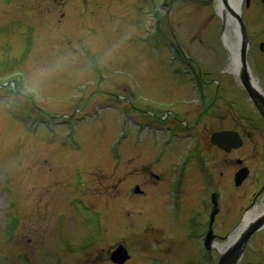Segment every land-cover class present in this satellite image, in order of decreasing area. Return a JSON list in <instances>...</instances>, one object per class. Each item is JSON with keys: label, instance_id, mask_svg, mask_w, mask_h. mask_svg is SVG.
<instances>
[{"label": "rangeland", "instance_id": "rangeland-1", "mask_svg": "<svg viewBox=\"0 0 264 264\" xmlns=\"http://www.w3.org/2000/svg\"><path fill=\"white\" fill-rule=\"evenodd\" d=\"M169 1L0 2L8 8L0 16V264H109L106 248L114 240L132 253L126 264H152L159 256L152 254V247L158 248L157 239L172 231L154 228L153 234H142L140 226L150 217L141 211L149 202L132 190L136 183L144 188L151 178L148 170L163 167L155 161L163 150L165 165L179 161L191 128L197 129L198 142L204 136L205 146L212 128L239 125L248 132L249 150L241 146L232 157L254 166L258 162L264 150V119L230 71L221 37L224 21L215 1L199 5L172 0L171 6H162ZM156 12L167 18L166 27L157 32L149 24ZM170 32L182 54L206 72L208 92L218 93L220 118L181 105L183 97L193 94L183 67L164 43ZM246 55L264 93V66L255 70ZM172 105L178 107L176 115L155 119L162 114L158 108ZM167 121L181 123L183 130L178 127L172 136H164L160 127ZM222 169L227 173V166ZM192 178L203 188L198 172ZM263 181L264 164L236 197L234 189L224 191V202L232 200L229 213L251 186L255 192ZM261 187L250 210L264 209ZM189 193L199 194L200 189L192 186ZM239 215L236 211L224 220L216 232L219 238L233 230ZM163 223L171 227V222ZM253 232L238 264H264L259 241L264 239V221ZM175 240L169 242L179 249L173 261L194 264L184 254L188 248Z\"/></svg>", "mask_w": 264, "mask_h": 264}, {"label": "flooded vegetation", "instance_id": "flooded-vegetation-1", "mask_svg": "<svg viewBox=\"0 0 264 264\" xmlns=\"http://www.w3.org/2000/svg\"><path fill=\"white\" fill-rule=\"evenodd\" d=\"M241 5V16L246 28L247 38L249 41L248 54L253 64L255 65V70H258L261 65L264 66V0H242ZM7 10L8 9L3 6V4H0L1 15L5 14ZM248 62L250 63L249 60ZM210 102L211 104L208 107L209 110H207V112H210L212 115L217 116L213 112V108H211L213 100H211ZM199 113H201L200 110ZM239 128L240 132L242 133L243 128ZM212 130L214 129L212 128L211 130H209V133ZM197 150L201 149L198 148ZM239 166L240 165L235 166L233 172H235ZM186 167V170L190 169L189 165ZM171 170L173 171V173H175L176 168L174 167ZM148 171L151 175V178H148L147 182L142 184L144 188L142 189L143 191L141 193V195L143 196L142 201L146 199L149 202V207L145 211H141L142 214H146L150 217L149 222H143L140 226L142 229H144V232L149 230L148 232L151 233L153 232L154 228H167V226H165L163 222H171L169 225L172 226L173 230H178L181 228V226H183L186 231L197 232L201 227L199 223V219L202 213L200 196L197 193H194L193 195L190 194V196H188L186 202L190 204L188 210L189 212L184 217H181L178 208H180L179 203L182 202L183 198V195H181L182 189L185 188L184 186L182 187L183 184L180 185L173 182L172 184H170V182H168V180L164 178V172H161V175L152 170ZM139 184L141 185V183ZM193 187L197 189L198 185L194 182ZM161 204L164 206V209L161 207ZM165 208L169 210V216L166 213ZM138 214L140 213L138 212ZM184 219L187 220V224L183 223ZM196 245L197 241L192 237L190 240V251L192 252V254L197 256Z\"/></svg>", "mask_w": 264, "mask_h": 264}, {"label": "bare ground", "instance_id": "bare-ground-1", "mask_svg": "<svg viewBox=\"0 0 264 264\" xmlns=\"http://www.w3.org/2000/svg\"><path fill=\"white\" fill-rule=\"evenodd\" d=\"M216 4V10L221 15L224 21V29H223V42L228 49L229 54V68L237 77L240 74V62L238 60L239 52L241 51V42L242 37L239 32V26L237 24V20L235 17V11L239 10V4L241 0H214ZM233 9L235 11H232ZM251 81L254 85L256 84V80L254 76H251ZM262 211H256L255 209L248 210L245 214L242 223L239 227H237L233 234L223 243L216 245L221 252L225 250V248L230 247L233 242H235L238 238L241 237L246 226L251 224L256 220L255 217L263 213ZM187 214V211L182 212L180 215L184 217Z\"/></svg>", "mask_w": 264, "mask_h": 264}, {"label": "water", "instance_id": "water-1", "mask_svg": "<svg viewBox=\"0 0 264 264\" xmlns=\"http://www.w3.org/2000/svg\"><path fill=\"white\" fill-rule=\"evenodd\" d=\"M237 20L239 22L240 28H241V32H242V39H243V44L241 47V51L239 52V60L241 62V81L244 85V87L246 88L247 92L249 93L250 97L252 98V100L256 103V105L260 108V110L264 113V96L262 94H260L256 88L252 85L251 81H250V75L248 72V65L246 62V37H245V32H244V26L242 24V21L239 17V15H236ZM214 139L218 140L220 138H222V134L221 133H216L214 134ZM264 221V216H262L260 219L255 220L254 222H252L250 224V226H248V228L245 230V233L243 234L242 238L239 240V242H237L235 244V246H233L227 254H225L220 262L218 264H231L234 259L237 256V248L241 246V244L244 243V241L248 238V236L250 235V233L256 229L262 222ZM114 253H116L115 256H112V258L116 261H121L124 259V250L121 247H118Z\"/></svg>", "mask_w": 264, "mask_h": 264}]
</instances>
